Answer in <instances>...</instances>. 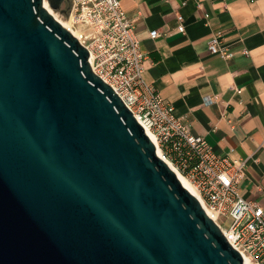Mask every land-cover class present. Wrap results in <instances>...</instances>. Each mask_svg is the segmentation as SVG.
<instances>
[{
	"label": "water",
	"instance_id": "95a60500",
	"mask_svg": "<svg viewBox=\"0 0 264 264\" xmlns=\"http://www.w3.org/2000/svg\"><path fill=\"white\" fill-rule=\"evenodd\" d=\"M45 1L0 0V264H245Z\"/></svg>",
	"mask_w": 264,
	"mask_h": 264
},
{
	"label": "crops",
	"instance_id": "0c3cea01",
	"mask_svg": "<svg viewBox=\"0 0 264 264\" xmlns=\"http://www.w3.org/2000/svg\"><path fill=\"white\" fill-rule=\"evenodd\" d=\"M120 1L141 41L146 82L216 152L247 161L240 190L264 207V0ZM219 32L228 58L209 50Z\"/></svg>",
	"mask_w": 264,
	"mask_h": 264
},
{
	"label": "built area",
	"instance_id": "2783aa9c",
	"mask_svg": "<svg viewBox=\"0 0 264 264\" xmlns=\"http://www.w3.org/2000/svg\"><path fill=\"white\" fill-rule=\"evenodd\" d=\"M66 10L62 16L89 50L92 69L114 88L145 130H150L158 155L190 181L202 207L245 264H264V207L248 200L239 187L247 161L216 152L146 82L141 41L120 0H69ZM178 21L179 31L185 32L184 16L179 15ZM159 34L151 31L152 38ZM209 50L224 58L231 56L221 32L212 36Z\"/></svg>",
	"mask_w": 264,
	"mask_h": 264
},
{
	"label": "bare ground",
	"instance_id": "6f19581e",
	"mask_svg": "<svg viewBox=\"0 0 264 264\" xmlns=\"http://www.w3.org/2000/svg\"><path fill=\"white\" fill-rule=\"evenodd\" d=\"M45 5H46V7L48 8V10L50 11V13H52V14L54 15V17H55L58 21H60L65 27L69 28V29L75 34V31L73 30V28L71 27V24H70L68 21H66V20H64L63 18H61V17L59 16V14H57V13L54 11V9L49 5V3H48L47 1H45ZM146 132H147V134L153 139L150 130H147V129H146ZM174 171L176 172L178 178L180 179V181H181V183L184 185V187H186L190 192H192V193L197 197V194H196V192H195L193 186L191 185L190 181H189V180H188L183 174L179 173V172L176 171L175 169H174ZM246 264H248V263L246 262Z\"/></svg>",
	"mask_w": 264,
	"mask_h": 264
},
{
	"label": "rangeland",
	"instance_id": "374dc122",
	"mask_svg": "<svg viewBox=\"0 0 264 264\" xmlns=\"http://www.w3.org/2000/svg\"><path fill=\"white\" fill-rule=\"evenodd\" d=\"M68 8V3H65L64 5H63V7H62V9H67ZM54 9V8H53ZM54 11L57 13V14H59V16L61 17V18H63L64 20H66L63 16H62V12H61V10H56V9H54Z\"/></svg>",
	"mask_w": 264,
	"mask_h": 264
}]
</instances>
